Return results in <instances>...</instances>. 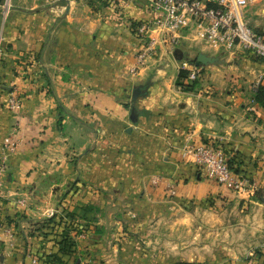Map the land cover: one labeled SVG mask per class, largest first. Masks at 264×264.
<instances>
[{"label":"crops","instance_id":"0c3cea01","mask_svg":"<svg viewBox=\"0 0 264 264\" xmlns=\"http://www.w3.org/2000/svg\"><path fill=\"white\" fill-rule=\"evenodd\" d=\"M91 1L94 7L88 0L68 8L13 0L5 22L0 13V163L4 140L13 135L18 141L2 174L0 264H25L18 261L21 246L31 241L25 227L55 215L58 194L73 173L93 185L91 203L81 206L87 231L79 238V256L95 264H173L168 258L179 259V247L164 245L168 239L157 231L165 210L187 214L207 198L243 195L185 161V146L225 147L234 166L251 177L253 193L264 192V107L255 100L264 60L234 63L184 32L176 48L182 60L164 46L133 73L140 49L133 24L150 19L149 9ZM200 53L218 61L199 67ZM195 67L199 89L185 92L179 74ZM146 85V95L134 102L133 90ZM11 96L20 110L10 108ZM20 199L27 209H13ZM182 218L173 222L183 225ZM10 220L18 222L17 234Z\"/></svg>","mask_w":264,"mask_h":264},{"label":"rangeland","instance_id":"374dc122","mask_svg":"<svg viewBox=\"0 0 264 264\" xmlns=\"http://www.w3.org/2000/svg\"><path fill=\"white\" fill-rule=\"evenodd\" d=\"M80 1L85 3L88 0L78 2ZM88 3L93 4V7L96 5V2L91 0ZM106 3L110 5L107 8L123 9ZM247 19L251 27L264 34V0H251ZM139 23L134 22L136 29ZM136 37L140 43L137 33ZM228 54L232 56V61L238 64H247L246 60L256 57L246 51ZM238 67L245 73L249 70L243 65ZM249 73L251 74V71ZM243 177L248 181V186L244 191L239 192L243 195L239 194L238 198L231 201L207 198L189 206L187 214H184L185 212L180 208L168 210L169 212L165 210L167 214L163 215L157 231L168 239L162 242L164 245L172 244L173 247H179L181 253L177 256L179 259L175 256L168 258L174 259L173 264H264V192L253 193L251 177L247 175ZM92 186L89 179H80V177L76 179L75 173L72 174L65 183L64 190L58 194L54 215L57 217L52 225L43 227L48 220L46 219L35 227H25L24 230H28L27 234L31 236V241L21 246L18 261L24 259L25 264H95L96 259L79 256V238L87 231L86 225L82 223L87 219L83 220L84 210L81 206L85 201L91 203ZM97 194L99 192L94 193ZM99 195L105 199L108 196L104 190H101ZM14 206L13 209L17 210H20L17 207L27 209V203L23 199L16 200ZM181 218L187 220L186 223L176 225L175 220ZM8 223H12L11 228L14 232H20L17 221L10 220ZM193 258L198 261H184Z\"/></svg>","mask_w":264,"mask_h":264},{"label":"built area","instance_id":"2783aa9c","mask_svg":"<svg viewBox=\"0 0 264 264\" xmlns=\"http://www.w3.org/2000/svg\"><path fill=\"white\" fill-rule=\"evenodd\" d=\"M52 4L71 8L79 0H49ZM120 8L144 3L149 9L150 19L140 23L137 36L140 40L137 64L132 69L136 73L149 59L155 58L159 49L169 47L170 53L181 45V36L188 32L196 41L230 54L250 52L264 60V34L258 32L248 22V7L251 0H104ZM13 8V0H3L0 13L5 22ZM0 35V68L3 49ZM200 68H192L189 78L198 80ZM0 74V90L3 88ZM258 87V85L256 86ZM12 110L18 111L21 103L11 96L8 100ZM18 148V141L12 136L4 140L3 160L0 163V195L4 183L2 174L6 170V157ZM182 158L192 162L204 175L235 192H242L248 186L243 174L236 173L231 165V157L225 147L212 145L185 146ZM174 195V186L171 188ZM11 233V231H8Z\"/></svg>","mask_w":264,"mask_h":264},{"label":"trees","instance_id":"16d2710c","mask_svg":"<svg viewBox=\"0 0 264 264\" xmlns=\"http://www.w3.org/2000/svg\"><path fill=\"white\" fill-rule=\"evenodd\" d=\"M2 2H3V0H1L0 5L2 4ZM137 29H138V27H137ZM137 29H135V33H137ZM189 75H190L189 70H182L180 72L179 78H178L177 85L185 92L196 91L197 89H199V86H200V83L198 80L190 81L187 83V80L189 79ZM255 100L259 105L264 107V80L261 82V84L257 88V91L255 93ZM230 165L236 173H240V174L242 173L243 174V172H240L241 170H239L240 169L239 167L237 168L236 166H234V161L232 159L230 160ZM244 175L245 174H243V176ZM56 217L57 216H53L52 218L46 220L45 223L43 224V227L45 226V228H47V227L51 226L52 223L55 221ZM51 231H52V229H51ZM34 249H36V248H34ZM32 251H34V250H32ZM36 251H35V253H36Z\"/></svg>","mask_w":264,"mask_h":264},{"label":"water","instance_id":"95a60500","mask_svg":"<svg viewBox=\"0 0 264 264\" xmlns=\"http://www.w3.org/2000/svg\"><path fill=\"white\" fill-rule=\"evenodd\" d=\"M176 56L178 59L182 60L183 59V54H181L180 50L177 49L176 52H175ZM180 54V55H179ZM197 62H196V65L199 66V67H205V66H208V65H211V64H215L218 59L217 58H214V57H211V56H208L207 54H204V53H200L197 57ZM148 85L146 86H141L139 88H135L133 90V93H132V99L133 101L135 102L138 98L142 97V96H145L146 95V89H147ZM133 110V116H132V119L133 121H137L136 118H134V115H135V109H132Z\"/></svg>","mask_w":264,"mask_h":264}]
</instances>
